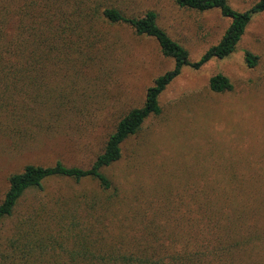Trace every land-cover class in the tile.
<instances>
[{
  "label": "trees",
  "instance_id": "trees-1",
  "mask_svg": "<svg viewBox=\"0 0 264 264\" xmlns=\"http://www.w3.org/2000/svg\"><path fill=\"white\" fill-rule=\"evenodd\" d=\"M175 3L198 13L218 10L230 21L219 42L196 62L159 25L157 12H132L126 0H0V136L16 149L42 143L56 128L73 122L79 106L70 94L86 75L85 69H99L107 59L110 27L126 26L139 37L153 39L163 56L174 61V68L147 89L144 104L121 118L90 168L61 161L48 167L28 164L8 177L0 201V225L15 216L27 193L43 190L49 180L91 179L99 191L83 211L56 209L51 220L59 228L54 234L43 226L47 212L36 214L32 226L19 227L0 251V264H236L246 245L241 235L248 224L242 218L241 199H224L223 181L209 187L192 182L189 194L181 193L177 203L165 184H157L164 195L154 189L148 197L139 193L125 197L121 184L108 173L121 161L124 144L139 134L150 117L162 114L160 97L183 69L200 70L213 60L230 57L253 18L264 12V0L243 12L229 0ZM245 60L249 68L259 61L251 52ZM62 67L72 74L67 83L63 80L53 88L50 73ZM209 89L228 93L233 84L217 74L210 79ZM123 200L128 204L122 205ZM119 204L126 206L125 212ZM117 222L118 230L110 232Z\"/></svg>",
  "mask_w": 264,
  "mask_h": 264
},
{
  "label": "rangeland",
  "instance_id": "rangeland-1",
  "mask_svg": "<svg viewBox=\"0 0 264 264\" xmlns=\"http://www.w3.org/2000/svg\"><path fill=\"white\" fill-rule=\"evenodd\" d=\"M126 1L132 12H157L159 25L189 51L192 62L217 44L230 25L218 10L187 11L180 9L176 0ZM258 1L229 3L243 12ZM106 33L107 59L99 69H85L86 75L70 94L79 106L70 125L56 128L42 143L18 149L0 136V201L8 177L28 164L48 167L61 161L90 168L121 118L141 107L154 80L174 68V61L163 56L153 39L139 37L126 26L110 27ZM247 52L258 57L256 67L247 66ZM53 72V88L63 80L67 83L72 74L64 67ZM217 74L231 80L233 91H210L209 81ZM160 104L162 114L150 117L139 134L124 144L121 161L108 171L110 177L121 184L125 197L135 193L148 197L154 189L164 195L157 184H165L172 188L171 200L177 203L178 197L189 194L192 182L209 187L223 181L224 199H241L242 218L248 224L241 235L246 245L236 264H264V12L253 18L234 54L213 60L200 70L184 68L160 97ZM186 187L189 190L184 192ZM98 191L97 182L91 179H53L43 190L30 191L15 216L0 225V251L19 227H31L30 221L38 213L47 212L43 226L54 234L59 228L51 220L56 209L83 211ZM125 204L127 200H123ZM125 210L126 206H121V211ZM118 224L114 223L110 232H116Z\"/></svg>",
  "mask_w": 264,
  "mask_h": 264
}]
</instances>
